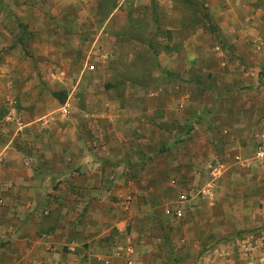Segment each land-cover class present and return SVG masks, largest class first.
I'll return each instance as SVG.
<instances>
[{
	"label": "rangeland",
	"instance_id": "obj_1",
	"mask_svg": "<svg viewBox=\"0 0 264 264\" xmlns=\"http://www.w3.org/2000/svg\"><path fill=\"white\" fill-rule=\"evenodd\" d=\"M110 1L82 27L44 2L0 18V144L54 178L91 168L78 194L101 210L97 264H264V0L209 20L181 55L207 19L200 0H175L184 28L150 47L141 26L101 36ZM70 184L50 194L77 196Z\"/></svg>",
	"mask_w": 264,
	"mask_h": 264
},
{
	"label": "crops",
	"instance_id": "obj_2",
	"mask_svg": "<svg viewBox=\"0 0 264 264\" xmlns=\"http://www.w3.org/2000/svg\"><path fill=\"white\" fill-rule=\"evenodd\" d=\"M99 1L0 0V18L8 17L16 11L20 14L21 11L24 13L35 10L44 2L47 3V8H51L48 13L57 15V19L64 24L67 19H62L58 11L77 12L78 16L73 18L82 27L94 20L91 12L99 9ZM200 1L207 19L200 21L199 29L180 42V55L188 49L193 50L200 43V35L203 34L204 38L208 36L206 29L210 25L209 20L216 21L218 27H223L225 16H234L250 8V0ZM105 11L102 19L94 21L102 37L107 36L103 33L106 27L115 32H132V28L141 26L148 38H143L140 42L150 47L165 42L158 31L173 34L184 28L187 8H180L175 0H111ZM139 12L143 14L140 15ZM150 12L156 15V19L150 20ZM57 19L55 20L59 21ZM2 25L0 23V27ZM203 29L206 30L205 33H202ZM128 35L126 42H139L135 36ZM2 39L3 36L0 35V41ZM92 40L96 42L98 38ZM169 41L170 38H167L166 42ZM148 46L146 47L149 49ZM171 55L178 56L173 53L165 57H172ZM103 56L102 60L108 59V54ZM119 56L129 57L116 50L114 59ZM83 165L77 173H67V178H54L51 176L54 168L43 169L38 166L27 155L26 148L2 147L0 144V264H97L101 259V246L97 238L101 233H96L95 228L88 230V227L95 226L91 212L101 210L95 194H78L81 192H78L79 186L96 183L89 166L84 165L86 171L80 172ZM53 181L71 183L77 196L72 194L68 199L58 200L54 192L50 194ZM76 199L81 200L77 202Z\"/></svg>",
	"mask_w": 264,
	"mask_h": 264
},
{
	"label": "water",
	"instance_id": "obj_3",
	"mask_svg": "<svg viewBox=\"0 0 264 264\" xmlns=\"http://www.w3.org/2000/svg\"><path fill=\"white\" fill-rule=\"evenodd\" d=\"M86 171V167L83 165L80 169V172H85Z\"/></svg>",
	"mask_w": 264,
	"mask_h": 264
},
{
	"label": "built area",
	"instance_id": "obj_4",
	"mask_svg": "<svg viewBox=\"0 0 264 264\" xmlns=\"http://www.w3.org/2000/svg\"><path fill=\"white\" fill-rule=\"evenodd\" d=\"M93 68L92 67H90V70H92Z\"/></svg>",
	"mask_w": 264,
	"mask_h": 264
}]
</instances>
